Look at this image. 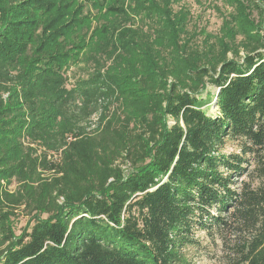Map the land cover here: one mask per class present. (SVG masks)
<instances>
[{"label": "trees", "instance_id": "trees-1", "mask_svg": "<svg viewBox=\"0 0 264 264\" xmlns=\"http://www.w3.org/2000/svg\"><path fill=\"white\" fill-rule=\"evenodd\" d=\"M208 2L0 0V264H264V0Z\"/></svg>", "mask_w": 264, "mask_h": 264}, {"label": "rangeland", "instance_id": "rangeland-1", "mask_svg": "<svg viewBox=\"0 0 264 264\" xmlns=\"http://www.w3.org/2000/svg\"><path fill=\"white\" fill-rule=\"evenodd\" d=\"M183 2L191 9L195 26H198L199 29L203 28L202 30L206 29L207 32H218L222 19L220 15L210 7L208 0H183ZM83 72L84 71L81 70V74ZM95 119L96 117H94L93 120ZM237 144V141L227 140L223 150L225 152H238L239 147ZM116 164L120 165L126 172L131 168L129 161L119 160ZM251 168H253V166ZM241 179L248 180L250 177L244 175L240 177V180ZM254 180H256L255 184L256 182L258 183L257 177L254 178ZM15 186L16 184L14 183L11 188ZM29 219L30 214H27L26 211H18V214L13 218V224L17 234H20ZM238 241L239 237L237 235L230 234H227L226 238H217L215 241L206 239L203 240L204 247L202 248H186L185 257L189 264H228L235 249V244H237Z\"/></svg>", "mask_w": 264, "mask_h": 264}]
</instances>
